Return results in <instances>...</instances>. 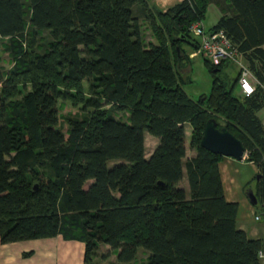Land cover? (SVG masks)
Masks as SVG:
<instances>
[{"label":"trees","instance_id":"obj_1","mask_svg":"<svg viewBox=\"0 0 264 264\" xmlns=\"http://www.w3.org/2000/svg\"><path fill=\"white\" fill-rule=\"evenodd\" d=\"M210 4L219 17L204 31L240 56L254 80L247 97L233 95L236 77L229 88L217 77L227 62L203 58L209 93L181 89L177 69L198 48L188 28ZM263 46L264 0H181L164 12L145 0H0L11 63L0 65V244L60 236L82 243V264L106 259L99 245L116 264L139 251V264H259L260 238L237 229V205L223 198L222 157L199 141L213 119L242 144L258 176L252 207L264 208ZM59 101L82 115L65 118V134ZM144 134L156 139L147 159Z\"/></svg>","mask_w":264,"mask_h":264},{"label":"crops","instance_id":"obj_2","mask_svg":"<svg viewBox=\"0 0 264 264\" xmlns=\"http://www.w3.org/2000/svg\"><path fill=\"white\" fill-rule=\"evenodd\" d=\"M145 1L150 7H154L157 10L164 12L168 8L179 3L181 0ZM259 118L264 119V115ZM187 126L188 125H184V158L189 159L195 155V152L188 147L190 128L188 129V132L185 133V127ZM144 140L145 135L143 136V146ZM152 150L146 152L144 147L145 159L149 157ZM218 173L224 200L226 202L236 203L237 205L235 220L237 229L242 231L247 238H261L262 235H264V227L258 230H246L240 221L241 217H237L238 209H246L245 201L238 196L239 189L249 182L248 180L250 176L256 174V169L251 163H247L244 160L237 162L230 158L222 157L218 163ZM248 209L247 211H249ZM257 224L264 225V223ZM98 254H107V257L104 260H95L98 264H116L115 254L114 252H110L107 246L99 245ZM139 256L142 257H140L139 261H144L145 255L139 254L138 252L137 257ZM82 257V243L63 240L60 236L50 239L28 240L3 245L0 244V264H82Z\"/></svg>","mask_w":264,"mask_h":264},{"label":"rangeland","instance_id":"obj_3","mask_svg":"<svg viewBox=\"0 0 264 264\" xmlns=\"http://www.w3.org/2000/svg\"><path fill=\"white\" fill-rule=\"evenodd\" d=\"M219 2V1H218ZM221 3V2H219ZM214 4H210L205 12L204 19L201 22L204 30L209 29L217 20L219 17V12L218 9L216 8ZM145 41L149 40L148 34H145L144 37ZM49 41V37L47 33L42 34L41 42L39 43V47L44 48V45L46 42ZM264 49V46H263ZM183 50L187 51V49L184 47ZM189 52V51H188ZM0 59L1 63L0 65L2 66V69L5 71L10 68L11 63H9V60L5 54H2L0 52ZM241 60V59H240ZM242 62V61H241ZM243 63V62H242ZM183 65L181 66L180 69H177L179 77L181 79V89L185 93V95L190 98L191 100H195L201 95H207L210 90L211 86V76L207 72L206 68L203 65L202 58L197 56V57H192L188 58L187 62H183ZM237 73V67L233 63L227 62L224 64V66L220 69L219 73L217 74V77L225 84L226 88H229L232 84V82L235 80ZM237 88L233 89V95L237 94ZM57 114L59 116L58 121H57V127L58 129L65 134V131L67 129L66 123H65V118H80L82 115L79 111L78 107H72L68 102H61L59 101L57 103ZM264 115V108L258 113V117H261ZM117 118H120V115H116ZM124 117H121L122 120ZM262 121L263 119L260 118ZM189 126L185 127V133L188 132ZM145 135V140H144V147L145 151H151L155 145H156V139L153 137L148 136L147 134ZM186 159V158H184ZM114 164H117L114 163ZM111 164L109 163V166ZM255 174L250 176L249 182H247L245 185L248 187L239 189V197L242 198L245 201V210L244 209H238V216L241 217L240 221L243 225V227L246 230L250 229H255L258 230L264 225L257 224L253 222L252 220V212L254 211V208L251 207V205L248 203L244 192L245 189H252L253 188V179H254ZM179 187L182 188L183 190L187 189L185 179L179 183ZM249 208V209H248ZM247 209L249 211H247ZM240 214V215H239ZM140 252V251H139ZM141 256H139L135 260V264H139L140 262L143 263L142 261H139ZM142 258V257H141Z\"/></svg>","mask_w":264,"mask_h":264},{"label":"built area","instance_id":"obj_4","mask_svg":"<svg viewBox=\"0 0 264 264\" xmlns=\"http://www.w3.org/2000/svg\"><path fill=\"white\" fill-rule=\"evenodd\" d=\"M190 35L198 41V48L189 53L188 57H201L212 66H217L222 62L233 63L237 67L236 88L242 97L249 96L254 89V80L246 66L241 62L240 56L231 46L229 41L221 32H205L201 24L196 22L188 28ZM264 128V119L262 120ZM252 220L255 223H264V208L252 212ZM261 248L257 252L259 264H264V235L260 238Z\"/></svg>","mask_w":264,"mask_h":264},{"label":"water","instance_id":"obj_5","mask_svg":"<svg viewBox=\"0 0 264 264\" xmlns=\"http://www.w3.org/2000/svg\"><path fill=\"white\" fill-rule=\"evenodd\" d=\"M177 52V48H175ZM199 146L215 155L230 158L234 161L245 159V150L242 144L228 133L224 128H216L213 119H208L203 126ZM258 176H255L257 180ZM244 195L251 206L255 205V198L251 189H247Z\"/></svg>","mask_w":264,"mask_h":264}]
</instances>
